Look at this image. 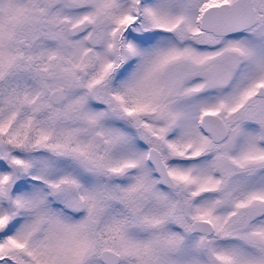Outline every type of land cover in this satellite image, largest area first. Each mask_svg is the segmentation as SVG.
I'll return each instance as SVG.
<instances>
[{"label":"snow or ice","instance_id":"snow-or-ice-1","mask_svg":"<svg viewBox=\"0 0 264 264\" xmlns=\"http://www.w3.org/2000/svg\"><path fill=\"white\" fill-rule=\"evenodd\" d=\"M0 264H264V0H0Z\"/></svg>","mask_w":264,"mask_h":264}]
</instances>
